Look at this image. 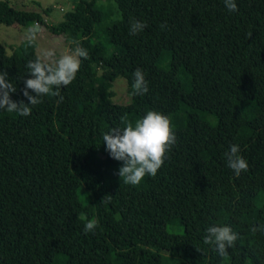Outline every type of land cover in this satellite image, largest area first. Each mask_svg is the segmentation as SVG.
<instances>
[{
  "label": "trees",
  "instance_id": "16d2710c",
  "mask_svg": "<svg viewBox=\"0 0 264 264\" xmlns=\"http://www.w3.org/2000/svg\"><path fill=\"white\" fill-rule=\"evenodd\" d=\"M235 3L230 12L224 0H79L48 25L46 10L0 0V24L35 22L89 53L29 116L0 109V264H264V231H251L264 228V0ZM132 20L146 25L137 35ZM34 50L0 45V72L20 77ZM137 68L148 91L133 96ZM117 78L126 104L112 101ZM149 110L183 124H172L176 143L156 175L126 185L103 136ZM233 144L248 163L238 176L225 157ZM85 217L98 221L94 232ZM212 224L239 234L225 257L203 243Z\"/></svg>",
  "mask_w": 264,
  "mask_h": 264
},
{
  "label": "clouds",
  "instance_id": "9594fccd",
  "mask_svg": "<svg viewBox=\"0 0 264 264\" xmlns=\"http://www.w3.org/2000/svg\"><path fill=\"white\" fill-rule=\"evenodd\" d=\"M224 5L230 12L237 11L235 0H224ZM146 25L132 20L129 25V34H139ZM166 24L161 25L165 29ZM41 31L38 23L30 25L25 32L29 45L33 44ZM75 45L66 52L57 56L54 49H43L34 60L28 61L26 67L28 76L24 80L22 95L28 103L14 102L10 93L16 92V86L10 82L7 72H0V109L17 113L19 116H29L32 107L42 103L41 97L60 96L59 89L68 86L80 69L81 58L88 59L87 49L76 40L71 41ZM131 95H142L148 91L147 81L141 69L137 68L133 73ZM55 89V90H54ZM31 90L34 95L29 93ZM63 97H60L62 101ZM122 127L112 128L104 134L103 143L109 156L117 161H122L118 169L119 179L122 178L126 185H138L146 176H155L162 167L166 154L176 143V136L172 129L170 118L158 111L149 110L140 119L133 123L126 116L121 117ZM239 146L233 144L225 153L227 166L235 175L248 170L247 161L239 155ZM83 230L85 233L94 232L98 226L96 219L85 217ZM264 228L252 227L253 233ZM239 234L233 231L231 226L212 224L206 228L203 238L205 245L212 246L220 257L228 255L227 249L235 246Z\"/></svg>",
  "mask_w": 264,
  "mask_h": 264
},
{
  "label": "rangeland",
  "instance_id": "374dc122",
  "mask_svg": "<svg viewBox=\"0 0 264 264\" xmlns=\"http://www.w3.org/2000/svg\"><path fill=\"white\" fill-rule=\"evenodd\" d=\"M8 5L20 11H33V12H41L42 10H46L47 18L45 19V23L48 25H55L61 22L65 16L70 12L72 6L78 2L79 0H7ZM39 5V6H37ZM32 25V24H30ZM29 25V26H30ZM22 27L18 25H3L0 24V45L5 50L6 54L10 52V48L15 47L21 41L26 40L25 32L29 27ZM54 49L57 53V56L66 52L70 47V43L65 40L63 37L54 36L48 33L47 30H44L41 27V31L38 34L35 40V55H39L41 50L43 49ZM99 71V70H97ZM28 69L25 67L21 76L18 78L11 79V83L13 86H16V92L10 93L11 95H22V91L24 89V80L30 78L28 75ZM95 86L101 95L103 90V82L100 79V75L96 72V81ZM110 90L113 93L112 101L117 104H126L128 103V97L126 94V88L123 80L121 78H117L113 81ZM31 95L34 93L29 90ZM133 123L137 118L134 115L126 116ZM172 124L176 126H180L183 124V116L182 115H173L172 116Z\"/></svg>",
  "mask_w": 264,
  "mask_h": 264
}]
</instances>
